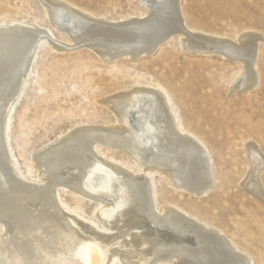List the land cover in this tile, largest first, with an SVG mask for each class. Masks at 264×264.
<instances>
[{
    "label": "bare ground",
    "instance_id": "6f19581e",
    "mask_svg": "<svg viewBox=\"0 0 264 264\" xmlns=\"http://www.w3.org/2000/svg\"><path fill=\"white\" fill-rule=\"evenodd\" d=\"M138 1L141 13L109 18L69 0H41L46 22L62 30L66 41L32 18L0 26V264H112L116 254L123 264L164 259L174 264L249 263L216 227L177 204L160 208L156 202L150 168L199 196L215 184L203 141L179 122L171 98L157 84L136 82L108 98L104 102L115 121L71 129L32 157L31 170L21 169L8 146L13 110L43 39L52 49L82 44L110 60L151 54L175 36L192 53L217 52L242 61L234 88L258 83V34L242 33L234 43L228 37L219 41L189 26L181 0ZM96 144L119 149L141 170L100 154ZM250 145L252 166L243 186L264 200V153L256 143ZM60 188L74 194L72 205L60 199ZM82 198L97 202L94 219L79 213Z\"/></svg>",
    "mask_w": 264,
    "mask_h": 264
},
{
    "label": "rangeland",
    "instance_id": "374dc122",
    "mask_svg": "<svg viewBox=\"0 0 264 264\" xmlns=\"http://www.w3.org/2000/svg\"><path fill=\"white\" fill-rule=\"evenodd\" d=\"M69 1L109 18L143 11L138 0ZM41 4V0H0V26L5 27L10 20L32 18L47 24L56 39L68 40L62 30L46 22ZM181 5L192 29L206 31L219 41L228 37L234 43L240 34L248 32L262 37L256 47L257 86L235 89L242 61L217 52L192 53L175 36L151 54L110 60L82 44L74 45V49H52L43 39L13 110L8 146L21 169L31 170L32 157L71 129L115 121L114 112L104 102L108 98L132 89L131 84L136 82L157 84L171 98L179 122L203 141L215 184L199 196L176 187L150 168L156 202L160 208L166 203L179 205L223 232L235 248L248 256V264H264V200L243 186L252 166L250 144L256 143L264 153V0H181ZM96 147L100 154L141 170L119 149L104 144ZM260 172L264 185V166ZM59 195L67 203H74L72 192L60 188ZM79 207V213L94 219L96 201L82 198ZM115 257L112 264H123L118 254ZM158 264L174 262L164 259Z\"/></svg>",
    "mask_w": 264,
    "mask_h": 264
}]
</instances>
